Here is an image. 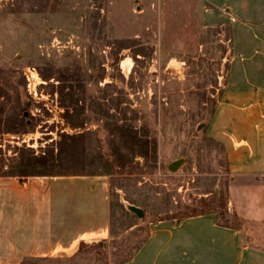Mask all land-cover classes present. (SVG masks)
<instances>
[{
	"label": "rangeland",
	"instance_id": "rangeland-1",
	"mask_svg": "<svg viewBox=\"0 0 264 264\" xmlns=\"http://www.w3.org/2000/svg\"><path fill=\"white\" fill-rule=\"evenodd\" d=\"M126 1L0 0V174L104 175L111 195L105 244L21 264H117L151 223L204 212L264 241V224L230 210L225 150L207 126L230 74L229 23L191 32L162 5L143 30Z\"/></svg>",
	"mask_w": 264,
	"mask_h": 264
},
{
	"label": "crops",
	"instance_id": "crops-1",
	"mask_svg": "<svg viewBox=\"0 0 264 264\" xmlns=\"http://www.w3.org/2000/svg\"><path fill=\"white\" fill-rule=\"evenodd\" d=\"M126 3L134 4L135 25L143 30L153 26L141 19L158 16L162 5L177 14L181 10L189 22L183 28L191 32L229 23L230 74L208 132L225 150L233 180L230 210L241 221L264 224V17L252 12L253 0ZM190 38L195 40L196 35ZM251 234L240 224L219 221L214 212L158 221L150 224L135 251L117 264H264V241L255 243ZM110 236L107 176L0 174V264L71 259L81 246L105 244Z\"/></svg>",
	"mask_w": 264,
	"mask_h": 264
},
{
	"label": "water",
	"instance_id": "water-1",
	"mask_svg": "<svg viewBox=\"0 0 264 264\" xmlns=\"http://www.w3.org/2000/svg\"><path fill=\"white\" fill-rule=\"evenodd\" d=\"M26 115L27 114L25 113L24 116H26ZM182 163H183V159H179V160H175V161L171 162L167 167L168 171L171 173L176 172ZM125 207H126V210L128 212L134 214L138 219L143 218L144 211L141 208L134 206V205H131V204H126Z\"/></svg>",
	"mask_w": 264,
	"mask_h": 264
},
{
	"label": "trees",
	"instance_id": "trees-1",
	"mask_svg": "<svg viewBox=\"0 0 264 264\" xmlns=\"http://www.w3.org/2000/svg\"><path fill=\"white\" fill-rule=\"evenodd\" d=\"M73 139H74L73 136L68 137V140H69L70 142L73 141ZM39 175H43V174H39ZM193 215H196V214L194 213V214H192V216H193Z\"/></svg>",
	"mask_w": 264,
	"mask_h": 264
}]
</instances>
